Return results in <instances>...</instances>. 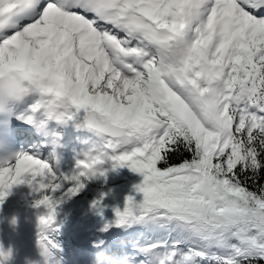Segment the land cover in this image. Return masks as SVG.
Here are the masks:
<instances>
[{"label": "snow or ice", "instance_id": "snow-or-ice-1", "mask_svg": "<svg viewBox=\"0 0 264 264\" xmlns=\"http://www.w3.org/2000/svg\"><path fill=\"white\" fill-rule=\"evenodd\" d=\"M22 14L0 64L58 77L111 121L101 155L71 179L106 161L144 178L116 226L168 235L146 240L134 264L264 261V185L246 183L264 171V0H0V29ZM181 147L191 158L170 164ZM25 175L50 194L69 179L21 154L0 165V204ZM50 194L35 204L42 227L55 218Z\"/></svg>", "mask_w": 264, "mask_h": 264}, {"label": "clouds", "instance_id": "clouds-1", "mask_svg": "<svg viewBox=\"0 0 264 264\" xmlns=\"http://www.w3.org/2000/svg\"><path fill=\"white\" fill-rule=\"evenodd\" d=\"M25 20L26 15H18L15 17L14 23L0 29V41L5 40L9 33L17 31ZM24 40L29 41V37L24 36ZM30 42L35 47V41ZM17 67L19 68L18 71H12L7 64H0V118L15 115L16 119L31 125L38 134H42L47 138L50 136L48 132L50 121L58 125H67L82 112L83 116L80 118L77 127L91 132L96 137V141L91 148L81 154L82 160L101 155L106 139L104 131L111 126V121L103 113L96 111L82 97L79 89L75 86H62L56 76L47 74L38 77L32 76L28 74L23 65ZM26 104L27 108L17 114V109ZM79 105L85 106L79 107ZM56 139L59 138L56 137ZM20 155L12 151L10 146L0 139V157L3 159V163L0 165L7 166L9 162H18ZM80 161L77 162V165ZM132 199L134 201L133 197ZM10 224L15 228L17 224L16 217L11 219ZM47 227H41V232L43 233ZM38 248L41 259L34 262V264H61L56 256V251H58L56 245L48 240L46 236L42 235ZM11 251V248H9L5 253L2 246H0V257L4 260L10 259ZM93 264H128V261L124 258L117 260L107 253H97Z\"/></svg>", "mask_w": 264, "mask_h": 264}, {"label": "bare ground", "instance_id": "bare-ground-1", "mask_svg": "<svg viewBox=\"0 0 264 264\" xmlns=\"http://www.w3.org/2000/svg\"><path fill=\"white\" fill-rule=\"evenodd\" d=\"M24 22L25 21H23V23ZM10 34L11 33H9V35ZM29 103H31V101H29ZM26 108L27 104L20 107V112H23ZM82 116L83 113L81 112L78 117L66 125L67 130L72 134V136L69 135L67 139H71L74 145L78 144L75 140L82 143L80 138L88 136L84 129L77 127ZM54 126L61 128L62 125L54 123ZM79 145L81 146V144ZM30 154L34 155L35 153L30 152ZM39 158L41 159V157ZM111 163L110 161H106L99 168L95 176L98 177L100 172L106 169H112ZM115 172L116 174L114 175L117 176V180L112 182V185L110 184L104 188L92 190L77 206L63 207L57 202L54 222L60 223L63 229L66 228V230L75 228L77 231L76 234L79 237L77 240L78 243L84 245L81 253H87L89 256L87 259L85 256L82 257L83 262L81 264H84L85 261L88 263L91 260L94 262L95 256L92 254L98 252L107 253L113 258L125 257L128 264H134L132 256L137 257V247L142 246L146 240L162 239L168 235L165 230L153 232L139 225L125 228V232L121 236L118 234L122 227L116 226V211L119 210L122 212L124 210L126 199L130 196L134 198L135 203L142 202L143 194L136 192L135 188L143 182V176L131 171L128 167H118ZM55 173L64 177L63 174H59L58 172ZM23 179L24 183L14 185L9 190L3 204L35 206L33 199H36L39 194V192L34 190L36 182H33L31 185L29 184V181H31L30 175H25ZM65 185L66 181L62 183L59 190ZM53 199L55 200V198ZM37 209L39 211V219L47 215V210L43 206ZM104 232L109 235L107 239L103 238ZM91 243L94 244L91 245ZM137 258L142 259L143 257Z\"/></svg>", "mask_w": 264, "mask_h": 264}, {"label": "rangeland", "instance_id": "rangeland-1", "mask_svg": "<svg viewBox=\"0 0 264 264\" xmlns=\"http://www.w3.org/2000/svg\"><path fill=\"white\" fill-rule=\"evenodd\" d=\"M28 22L29 21H27L26 23H28ZM26 23H24V24H26ZM24 24H22L21 26L23 27ZM111 165H112L111 166L112 169H106V170H111L113 174H116L115 171L118 169V167L113 168V164L112 163H111ZM79 170H81V169H79ZM106 170H104V171H106ZM79 172L77 171L75 175H78ZM64 177H67L69 179L66 180V185L61 190H58L57 193H55V194L41 192V194L36 199H33L34 202H36L37 200L41 199L43 197V195L50 194V195H53V198H55V200L60 205H62L63 207H68V206L69 207H75L82 201V199L84 197L88 196L91 193L92 190L100 188L97 185V183L100 182V179L98 178L99 176L98 177L95 176V175H90V176H87V177L79 176L78 180H72L71 179V173H69V174H67ZM112 177H113L112 181L115 182L117 180V176L114 177L112 175ZM79 184H83V187L80 188V190L78 192V193H80L82 191V195L80 197L76 198L77 194L73 196L69 190L74 188V187H78ZM125 228H131V227H122L120 232L118 233L120 236L125 232ZM103 235H104V237H103L104 239H107V237H109V235H107L105 232H104ZM137 248H139V247H137Z\"/></svg>", "mask_w": 264, "mask_h": 264}, {"label": "trees", "instance_id": "trees-1", "mask_svg": "<svg viewBox=\"0 0 264 264\" xmlns=\"http://www.w3.org/2000/svg\"><path fill=\"white\" fill-rule=\"evenodd\" d=\"M190 158H191V153H186L184 149L181 147L179 151H177L176 153L169 154V163L172 164L174 162H182L183 159H190ZM110 179H112V177L109 174L106 181ZM246 183L250 190L256 191L260 185H264V171L261 172L260 179H258L255 182L252 181L251 179H248L246 180ZM81 195H82V191L76 195V198L80 197ZM255 264H264V261H256Z\"/></svg>", "mask_w": 264, "mask_h": 264}]
</instances>
